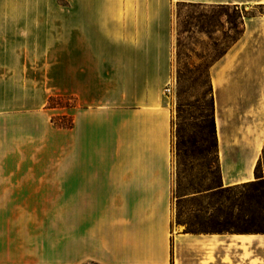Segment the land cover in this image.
<instances>
[{
    "label": "crops",
    "instance_id": "0c3cea01",
    "mask_svg": "<svg viewBox=\"0 0 264 264\" xmlns=\"http://www.w3.org/2000/svg\"><path fill=\"white\" fill-rule=\"evenodd\" d=\"M177 4L257 8L210 68L221 184L255 179L264 0H0V264H255L264 234L173 233L171 113L142 84L170 79Z\"/></svg>",
    "mask_w": 264,
    "mask_h": 264
},
{
    "label": "rangeland",
    "instance_id": "374dc122",
    "mask_svg": "<svg viewBox=\"0 0 264 264\" xmlns=\"http://www.w3.org/2000/svg\"><path fill=\"white\" fill-rule=\"evenodd\" d=\"M256 11L250 6L177 4L173 8L176 28L171 46H154L161 69L166 64L171 76L167 83L142 85L153 87L155 99L160 98L171 113L173 233L182 225L178 221L192 220V209L205 207L206 195L221 185L214 138L209 133L214 107L210 68L240 33L242 17ZM157 62L155 58L156 67ZM75 103L70 95L54 96L49 101L51 106ZM70 121V117L63 119L64 123ZM260 173L264 175V164ZM211 204L216 212L218 198L211 199ZM263 246L255 253V264H264Z\"/></svg>",
    "mask_w": 264,
    "mask_h": 264
},
{
    "label": "trees",
    "instance_id": "16d2710c",
    "mask_svg": "<svg viewBox=\"0 0 264 264\" xmlns=\"http://www.w3.org/2000/svg\"><path fill=\"white\" fill-rule=\"evenodd\" d=\"M242 28L240 30V33ZM239 33V34H240ZM239 34L234 38L236 39ZM233 39V40H234ZM63 119H55L56 124L71 126V122L64 123ZM209 133L214 138L216 148L217 167L218 162V138L215 123V107L209 124ZM255 167V179L252 181L231 185L218 186L216 190L206 195L205 207L192 209L193 218L189 221H178L185 225V233H261L264 234V175L260 168L264 164V149ZM218 198L216 212L211 204V199ZM193 200H197L194 198ZM200 206V205H199Z\"/></svg>",
    "mask_w": 264,
    "mask_h": 264
},
{
    "label": "bare ground",
    "instance_id": "6f19581e",
    "mask_svg": "<svg viewBox=\"0 0 264 264\" xmlns=\"http://www.w3.org/2000/svg\"><path fill=\"white\" fill-rule=\"evenodd\" d=\"M244 122V121H241ZM224 136L228 138H232L235 143L244 142L246 147H252L257 145L259 140V135L254 128L251 126L243 127L242 124L239 127H235L234 129L230 130V137L227 136V131L224 132Z\"/></svg>",
    "mask_w": 264,
    "mask_h": 264
}]
</instances>
